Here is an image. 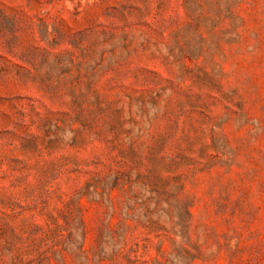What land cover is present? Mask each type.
<instances>
[{
	"label": "rangeland",
	"instance_id": "374dc122",
	"mask_svg": "<svg viewBox=\"0 0 264 264\" xmlns=\"http://www.w3.org/2000/svg\"><path fill=\"white\" fill-rule=\"evenodd\" d=\"M0 264H264V0H0Z\"/></svg>",
	"mask_w": 264,
	"mask_h": 264
}]
</instances>
